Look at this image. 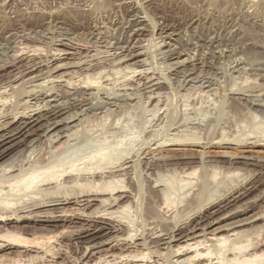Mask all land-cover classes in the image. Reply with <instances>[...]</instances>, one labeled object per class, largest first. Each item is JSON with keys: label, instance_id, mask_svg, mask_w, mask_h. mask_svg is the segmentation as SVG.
Instances as JSON below:
<instances>
[{"label": "rangeland", "instance_id": "374dc122", "mask_svg": "<svg viewBox=\"0 0 264 264\" xmlns=\"http://www.w3.org/2000/svg\"><path fill=\"white\" fill-rule=\"evenodd\" d=\"M0 91V135L24 127L0 144V197L15 201L0 235L15 230L30 244L1 238L0 264H91L105 255L110 264H187L173 253L182 240L160 246L159 234L189 231L188 241L202 240L216 256L231 257L237 243L247 244L245 254L264 251V0H0ZM95 153L112 163L97 165L88 157ZM70 158L83 169H67L62 185L47 180L20 197L9 185ZM107 175L122 182L115 195L101 190ZM92 191L107 203L83 206ZM52 197L83 215H33L34 203ZM100 211L114 213L119 234L86 231ZM238 218L247 224L233 228ZM231 228L240 234L224 247L207 240ZM45 235L47 251L31 246Z\"/></svg>", "mask_w": 264, "mask_h": 264}, {"label": "bare ground", "instance_id": "6f19581e", "mask_svg": "<svg viewBox=\"0 0 264 264\" xmlns=\"http://www.w3.org/2000/svg\"><path fill=\"white\" fill-rule=\"evenodd\" d=\"M131 72H133V71H131ZM134 73H136V72H134ZM98 74V73H97ZM95 75V74H94ZM96 76V75H95ZM88 77V76H87ZM97 77V76H96ZM89 78V77H88ZM92 78V79H91ZM91 78H89L88 80L87 79H85L86 80V82H85V80H84V82L86 83V84H90L91 83V85H93V84H95L96 83V81H97V79H94L93 80V77H91ZM98 78V77H97ZM99 79V78H98ZM93 83V84H92ZM98 84V83H97ZM95 86V85H94ZM90 87V86H89ZM92 87V86H91ZM157 88H158V84H157ZM1 92V91H0ZM1 103V102H0ZM57 124V123H56ZM55 124V126H57ZM26 125V124H25ZM30 125V124H29ZM52 125H54V124H52ZM50 127V126H49ZM56 128V127H55ZM54 128V129H55ZM22 129H24V127H19V129L18 130H16L15 132H4L3 134H1L0 135V144L1 145H3V144H5V143H7L8 141H10V140H13L14 138H16L15 136L19 133L20 135H21V131H22ZM46 130H47V128H46ZM26 131V130H25ZM23 133V132H22ZM19 136V135H18ZM58 136V135H57ZM58 137H60V136H58ZM62 137V136H61ZM58 141V140H57ZM103 150H104V148H102ZM106 149V148H105ZM99 150V149H98ZM98 150H96V151H98ZM1 151V150H0ZM4 151V150H3ZM101 151V150H100ZM100 151H98V152H100ZM97 152V153H98ZM97 153H95V154H97ZM102 154L104 153V154H106V150L103 152H101ZM108 153V152H107ZM2 154V153H1ZM0 154V155H1ZM87 154H89V153H87ZM92 154V153H91ZM91 155V156H88L89 158H90V160H94L95 162H97V158H98V162L100 161L101 162V160H102V158L104 159L105 157H102V156H105V155H102V154H97V155ZM112 154V153H111ZM127 154V153H126ZM108 155V154H107ZM106 155V156H107ZM110 155V154H109ZM109 155L107 156V158L109 157ZM81 156V155H80ZM84 157H85V154L83 155ZM111 156V155H110ZM122 157H123V155H121ZM88 157H86V158H88ZM101 157V158H100ZM120 157V156H119ZM118 157V158H119ZM0 158H2V157H0ZM78 158H80V157H78ZM83 158V157H82ZM88 158V159H89ZM106 158V160L105 161H109V159H107ZM113 158V157H112ZM118 158H117V161H118ZM66 159H68V158H66ZM71 159H74V158H70V161H68V162H62V161H57L56 163H54L53 165H50L49 167L47 166V167H45V169L43 168V169H40L41 171H31V172H29V173H27V174H23V175H21L22 174V172H21V174L19 175V176H16V180H14L15 182L13 183L12 182V184H10L9 183V185L11 186V185H17L19 188H17L15 191H16V193H18V196L20 195L19 194V189H21V191H22V189H23V191L24 190H26V189H30L31 188V191L29 192V193H31V194H36V187L38 186V185H43V182H45V181H47L48 180V182L49 183H52V182H50L51 181V179L53 180V182H55L56 184V187H57V185H62V184H64V183H62V181L60 182V180L62 179H60V177H62V175L63 176H65V174H67L68 175V170L67 169H71L72 167H73V169L74 170H77V169H75V168H77L76 167V161H75V159H74V161H72ZM76 159H77V156H76ZM81 159V158H80ZM79 159V160H80ZM87 159V160H88ZM115 159V158H114ZM114 159H112V161L114 160ZM69 160V159H68ZM85 160V159H84ZM86 160V161H87ZM87 161V162H91V161ZM92 160V161H93ZM159 160V159H158ZM105 161L103 162L102 161V163H105ZM77 162H78V160H77ZM83 162V161H82ZM86 162V163H87ZM94 162V163H95ZM97 162V165H99L100 164V162L98 163ZM110 163L109 164H111L112 162L111 161H109ZM79 163V162H78ZM85 163V162H84ZM84 163H82V164H84ZM86 163H85V165H86ZM115 163V162H114ZM48 164V163H47ZM89 164H92V163H89ZM107 164V163H106ZM40 165V164H39ZM79 165H81L80 163H79ZM93 165L94 164H92V166H90L91 168L93 167ZM96 165V164H95ZM96 165V167L97 168H99V166H97ZM4 166V165H3ZM36 166V165H35ZM34 166V167H35ZM42 166V165H41ZM41 166L39 167V168H41ZM45 165H43V167H44ZM88 166V167H89ZM38 167V166H37ZM75 167V168H74ZM86 167H87V165H86ZM89 167V168H90ZM101 167V166H100ZM103 168L105 167V166H102ZM102 167L100 168V169H102ZM1 168H3L2 166H1ZM31 168V167H30ZM82 168V167H81ZM81 168L79 169L78 168V170H81ZM5 169V168H4ZM4 169H3V171H4ZM29 169V168H28ZM32 170H33V167L31 168ZM31 169H29V170H31ZM34 169H36V168H34ZM73 169H71V170H73ZM83 169V168H82ZM87 169V168H86ZM93 169V168H92ZM198 169V168H197ZM197 169H193V170H191L189 173H187V174H195V172H196V170ZM2 170V169H1ZM0 170V171H1ZM8 169H6L5 170V172L7 171ZM22 170V169H21ZM73 170V171H74ZM78 170H77V172H78ZM20 171V170H19ZM26 171V170H25ZM24 170H23V172H25ZM28 171V170H27ZM83 171V170H82ZM84 171L87 173V171L85 170V168H84ZM98 171H100V170H98ZM64 172H66L65 174H64ZM68 172V173H67ZM75 172V173H74ZM73 172V174H75V176H76V171H74ZM91 172V171H90ZM95 172V171H94ZM3 173V172H2ZM20 173V172H19ZM71 173H72V171H71ZM81 173V172H80ZM83 173V172H82ZM89 173V172H88ZM102 173H103V170H102ZM109 173V172H108ZM118 173V172H117ZM6 174V173H5ZM18 174V173H17ZM73 174H71V175H73ZM92 174V173H91ZM95 174V173H94ZM97 174H98V172H97ZM106 174V173H105ZM113 174H115V172L113 173ZM14 175V174H13ZM69 175H70V173H69ZM80 175V174H79ZM117 175V174H116ZM4 176V175H3ZM78 176V175H77ZM81 176V175H80ZM85 176V175H84ZM107 176H109V175H107ZM194 176V175H193ZM17 177H19L18 179H17ZM99 177H100V175H99ZM101 177H103L102 175H101ZM105 177H106V175H105ZM110 178H111V180L110 181H108V182H105L106 181V179L103 181V183L104 184H102L101 183V181H99V180H97L96 182L97 183H99L100 182V184L99 185H102V188H101V190H108L110 193L112 192L113 193V191L114 190H117L116 188L118 187L117 186V182L119 181V182H121L119 179L118 180H114L113 179V177H114V175L112 176V175H110L109 176ZM195 177V176H194ZM8 178V177H7ZM12 178V177H11ZM11 178H8V179H11ZM14 179H15V176L13 177ZM13 178L11 179V180H13ZM64 178V177H63ZM68 178H70V177H68ZM68 178H67V180H68ZM72 178V179H71ZM70 179H69V181H74V183L73 184H76L78 181H76V177H71ZM93 178H94V176H93ZM98 178V177H97ZM97 178H94V179H97ZM115 178H117V177H115ZM8 179H6V180H8ZM60 179V180H59ZM79 179V178H78ZM85 179H89V178H87V177H85ZM91 179H92V177H91ZM100 179H102V178H100ZM81 180V182H83L82 181V179H80ZM86 180V181H87ZM122 180V179H121ZM65 181V180H64ZM72 181H71V185H73L72 184ZM86 181L84 182V183H86ZM99 181V182H98ZM2 182L3 181H1L0 183L2 184ZM5 182V181H4ZM9 182V181H8ZM8 182H6V184H8ZM88 183H86V184H90L91 182H93V184L92 185H94L95 186V184H94V181H91V180H89V181H87ZM48 183V184H49ZM84 183H82V184H84ZM96 183V184H97ZM122 183V182H121ZM189 183V182H188ZM4 184L5 183H3L2 185L4 186ZM44 184H46L47 185V183L45 182ZM69 184V183H68ZM78 185H79V183H77ZM76 184V185H77ZM81 184V183H80ZM81 184V185H82ZM115 184H116V186H115ZM1 185V186H2ZM9 185H7L8 187H9ZM22 187H20V186ZM91 185V184H90ZM123 185V184H122ZM122 185H120L119 187H121ZM75 186V185H74ZM83 186V185H82ZM85 186V185H84ZM55 187V186H54ZM89 187V186H88ZM59 188V187H58ZM93 188H96V187H93ZM2 189V188H1ZM0 189V190H1ZM38 189V188H37ZM46 191L48 190L47 188L45 189ZM94 190V189H93ZM11 191V190H10ZM14 190H13V192H15ZM18 191V192H17ZM27 191V190H26ZM26 191H25V193H23V196L26 194ZM29 191V190H28ZM38 191V190H37ZM44 191V190H43ZM53 191V190H52ZM51 191V192H52ZM100 191V190H99ZM99 191H97L98 193L97 194H103V192H99ZM120 191V190H119ZM1 193H3V191H0ZM7 192V191H6ZM48 192V191H47ZM62 192V191H61ZM66 192V191H65ZM89 192V191H88ZM93 192V191H92ZM105 192V191H104ZM115 192V191H114ZM21 194H22V192H20ZM42 193V192H41ZM50 193V192H49ZM57 193V192H56ZM94 193V192H93ZM4 194V193H3ZM8 194H9V192H8ZM43 194V193H42ZM41 194V195H42ZM51 194V193H50ZM54 194V193H53ZM66 194V193H65ZM88 194V193H87ZM89 194H91V192H89ZM88 194V195H89ZM96 193H94L93 195L94 196H92V198H90V199H87V200H85V198L84 199H82V200H84L85 202L84 203H82V205L83 206H85L86 208H88V207H91L92 205H94V203L95 202H99L100 203V206H101V204H106L107 203V200L106 199H104V198H102V197H99V196H97V195H95ZM101 194V195H102ZM114 194V193H113ZM1 195V194H0ZM14 195H16V197L15 198H17L18 196H17V194H14ZM32 195V196H33ZM38 196L37 197H39L40 195L39 194H37ZM43 195H45V194H43ZM58 195V194H57ZM61 195V194H60ZM104 195V194H103ZM115 195V194H114ZM2 196V195H1ZM4 196V195H3ZM5 196H7V193H6V195ZM8 196H11V198H12V193L11 194H9ZM62 196V195H61ZM13 197V198H14ZM20 197V196H19ZM41 197V196H40ZM60 197V196H59ZM122 197V196H121ZM9 198V197H8ZM7 197H0V204L1 205H3L2 207H0V209L2 210L3 208V210L5 211V212H1L0 213V220H2V218L5 216V220H7L8 218H6V216L7 215H5V214H7V212H8V208L9 207H11L12 206V204L13 203H15V201L11 204V202H12V200L13 199H8ZM14 198V199H15ZM31 198V197H30ZM53 198V197H52ZM98 198H100V199H98ZM115 198V197H114ZM164 198V197H163ZM37 199H39V198H37ZM44 199V198H43ZM129 199V198H128ZM169 199H170V197H168V201H169ZM16 200V199H15ZM45 200V199H44ZM48 200V199H47ZM43 201V200H39V201H37V203H34L33 205L34 206H36V207H34V210L36 211V212H34L35 214H33V215H37L36 213H39V212H41V213H43V216H41V217H44L45 219H43V220H45V221H56V219L58 218V217H61V216H65V215H74L77 211H80V208H71V207H69L70 206V202H68V198L67 199H54L53 198V200H50V201ZM117 200V199H116ZM172 199H170V201H171ZM112 201H115V199H113ZM120 201V200H119ZM125 201V200H124ZM167 201V202H168ZM79 202V201H78ZM164 202V209H165V207H167L168 208V204H167V202H166V200L165 201H163ZM172 202V201H171ZM120 203V202H119ZM96 204V203H95ZM110 204V203H109ZM113 204V203H112ZM118 204V203H117ZM171 204V203H170ZM173 204V203H172ZM79 205V204H78ZM126 205V204H125ZM229 205V204H228ZM32 205L30 204V207H31ZM103 206V205H102ZM172 206H174V205H172ZM178 206V205H177ZM29 207V206H28ZM85 207H83V208H85ZM113 207V206H112ZM161 207V206H160ZM14 208V207H13ZM13 208H11L12 210H13ZM51 208H55L57 211H53V212H51V211H47L48 209L50 210ZM125 208H127V207H125ZM167 208H166V210H167ZM108 209V208H107ZM124 209V208H123ZM163 209V210H164ZM170 209V208H169ZM100 210V209H99ZM103 210H104V208H103ZM121 210H122V208H121ZM120 210V211H121ZM177 210V209H176ZM215 210V209H214ZM14 211H16V210H14ZM13 211V212H14ZM92 211V210H91ZM170 211V210H169ZM185 211V210H184ZM217 211H219V210H217ZM216 211V212H217ZM87 212V211H86ZM101 212V211H100ZM112 212V211H111ZM111 212H109V213H107V214H104V213H106V212H101V213H103V215H100L99 214V212H98V215L97 216H95V218H99V220H93V219H91V217H89L88 216V218H90L89 220H87L88 222H90L91 224H89L88 225V228H87V230L86 231H88V232H91V234L93 233V232H95V231H98V232H101V233H103V235L104 234H110V233H112V234H119L121 231H122V226H121V224H119V223H117L116 221H114L113 220V215H114V213H111ZM119 212V211H118ZM190 212V211H189ZM30 213V212H29ZM32 213V212H31ZM55 213V214H54ZM71 213H74V214H71ZM79 213H82L81 211L79 212ZM121 213V212H120ZM181 213V212H180ZM220 213V212H219ZM254 213V212H253ZM253 213H252V215H253ZM13 214V213H12ZM77 214V213H76ZM85 214V213H84ZM97 214V213H96ZM113 214V215H112ZM122 214V213H121ZM184 214V213H183ZM213 214H215L214 212H213ZM41 214H39L38 216H40ZM80 215V214H79ZM81 215H83V213L81 214ZM93 215V214H92ZM95 215V214H94ZM105 215H107V217L105 216ZM108 215H111V217H112V219H111V217H109ZM119 215V214H118ZM174 215V214H173ZM181 215V214H180ZM251 215V216H252ZM255 215V214H254ZM13 216V215H12ZM12 216H10L11 218H12ZM34 216V217H35ZM86 215H84V217H85ZM176 216V215H175ZM66 217V216H65ZM73 217V216H72ZM226 217H228V216H226ZM226 217H224V218H226ZM10 218V219H11ZM62 218V217H61ZM119 218V217H118ZM224 218H222V219H224ZM246 218V217H245ZM18 219V218H17ZM28 219V218H27ZM117 219V218H116ZM250 219V218H249ZM257 219V218H256ZM41 220V219H40ZM58 220V219H57ZM61 220V219H60ZM4 221V220H3ZM214 221V220H213ZM234 221V220H233ZM243 221H247V219H239L238 218V220H236V221H234L233 222V224L232 225H234L235 224V226L233 227V228H235V227H239V226H242V225H244V224H247V223H243V224H239V225H237L238 223H241V222H243ZM95 222V223H94ZM251 222V221H250ZM92 223H94V224H96V225H93ZM129 224V223H128ZM227 225V224H226ZM225 225V226H226ZM17 227V226H16ZM87 227V226H86ZM219 227V226H218ZM221 227V226H220ZM4 228V227H3ZM5 229H6V227H5ZM7 229H9L8 227H7ZM6 229V230H7ZM224 229V228H223ZM222 229V230H223ZM10 230V229H9ZM5 231L3 234H1L0 235V239L1 238H5L6 240H5V242H10L12 245L14 244V245H19V246H21L22 248L24 247L25 248V250H26V246H30V244L29 245H27L26 244V238L25 237H23V236H20V235H18L17 233H16V231L14 230L13 232H10V231ZM36 230V229H35ZM38 230V229H37ZM221 231V230H220ZM180 232H181V230H180ZM230 232V233H229ZM229 234L228 235H222V234H216V233H211L212 235L209 237V238H207V240L209 239L210 241H212V242H214V244L216 243V245H218L219 247H221V246H223L224 247V244L226 245L227 243V240L229 239L230 240V238H228L230 235H232V236H234V235H237V234H240V232H235V230L234 229H232L231 228V230L229 229ZM189 233H191V234H184V235H180V236H178V238H176V236L179 234V233H175L174 235H169V236H167L166 234H163L162 233V235H160L159 234V237L160 236H163L161 239H160V246L162 245V244H170L172 241L174 242V241H180V240H182V242L183 243H178L177 245H176V249H175V251H173V253H174V256H176L178 259L179 258H182L179 262H187V264H226L225 262L227 261L228 262V264H258L257 263V261H256V259L258 260V262H260L259 264H261V261H262V259L260 258V257H262V256H264V251H262L261 253L259 252V254L258 253H255L254 251L251 253H244L245 251V249H248V248H246V245L245 246H243L242 244L241 245H238L237 246V242H239V241H237V242H235V243H237L236 245L235 244H233L234 246L232 247V246H229L230 248H231V250L233 251L232 252V256L231 257H224V254H226V253H224L223 254V256H222V253H217L218 251L217 250H215V252L214 253H217V256L216 255H214L213 254V252H212V250H210L208 247L206 248V246H202V244H203V242H202V240H195V241H188L190 238H188L190 235H192V236H190L191 237V240L194 238L193 237V232L191 231H189ZM233 233H235V234H233ZM256 233V232H255ZM197 234V233H196ZM243 234H245V233H243ZM131 234L129 233V236H130ZM46 236V235H45ZM49 236V235H48ZM86 236V235H85ZM124 236V235H123ZM197 236V235H196ZM241 236V235H240ZM23 237V238H22ZM115 237V239H118L117 237V235H115L114 236ZM131 237V236H130ZM193 237V238H192ZM207 237V236H206ZM236 237V236H235ZM245 237H246V235H245ZM26 240H25V239ZM35 238H36V236H35ZM125 238V237H124ZM154 238V237H153ZM185 238V239H184ZM239 238V237H238ZM109 239H111V238H109ZM113 239V238H112ZM131 239V238H130ZM236 238H234V240H235ZM2 240H4V239H2ZM114 240V239H113ZM126 240V239H125ZM194 240V239H193ZM229 240H228V242H229ZM1 241V240H0ZM51 239H50V237H43V238H39V239H37L36 238V240L34 239L33 240V242H31V246H35V247H37V249L38 248H40L41 250L42 249H45L46 248V246H48L49 244V242L51 243ZM109 241V240H108ZM112 241V240H111ZM116 241V240H115ZM118 241H119V239H118ZM118 241H116L117 243H118ZM151 241V240H150ZM232 241V240H231ZM120 242V241H119ZM172 242V243H173ZM233 242V241H232ZM231 242V243H232ZM110 242H103L102 243V245H100V246H97V248L98 249H96V251L95 252H92V254L94 253H98L99 251H100V248L102 247V246H105V245H108ZM113 243H115V242H113ZM116 243V244H117ZM135 243V242H134ZM154 243V242H153ZM250 243V242H249ZM261 243V242H260ZM0 244H2V243H0ZM4 244V243H3ZM2 244V245H3ZM7 244V243H6ZM119 244V243H118ZM127 244V243H126ZM131 244V243H130ZM176 244V243H175ZM208 244V243H207ZM213 244V246H215ZM251 244V243H250ZM11 245V246H12ZM111 245V244H110ZM115 245V244H114ZM129 245V244H128ZM205 245V244H204ZM5 246V245H4ZM96 246V245H95ZM130 246V245H129ZM10 247V246H9ZM8 247V248H9ZM34 247V248H35ZM50 246H48V248H49ZM53 247V246H52ZM51 247V248H52ZM91 247V246H90ZM114 247V246H113ZM148 247V246H147ZM227 246H225V248H226ZM249 247V246H248ZM258 247V246H257ZM119 248V247H118ZM117 248V249H118ZM153 248V247H152ZM107 249H108V247H107ZM121 249V248H120ZM125 249V248H124ZM157 249V248H156ZM171 249V248H170ZM215 249H217L216 247H215ZM244 249V250H243ZM29 250V249H28ZM31 250V249H30ZM46 251H47V249H45ZM102 250H104V249H102ZM101 250V251H102ZM109 250V249H108ZM107 250V251H108ZM112 250V249H111ZM136 250V249H135ZM218 250H219V248H218ZM221 251H223V249H220ZM225 250V249H224ZM228 249H226L225 250V252L227 251ZM236 250H239V254H240V256L239 255H237L238 253H234V251L236 252ZM23 251H24V249H23ZM22 251V252H23ZM44 251V250H43ZM45 251V252H46ZM50 251V250H49ZM143 251V250H142ZM172 251V250H171ZM214 251V250H213ZM248 251V250H247ZM250 251V250H249ZM42 252V251H41ZM87 252V251H86ZM111 252V251H110ZM159 252V251H158ZM229 252V251H228ZM231 252V251H230ZM229 252V253H230ZM238 252V251H237ZM243 252V253H242ZM21 253V252H20ZM25 253V252H24ZM109 253V252H108ZM137 253V252H136ZM234 253V254H233ZM241 253H242V255H241ZM83 254V253H82ZM91 254V255H92ZM104 254H105V252H104ZM117 254V253H116ZM119 255L116 257V256H113L112 254H110V255H112V258L113 257H116L117 259H120V261L122 260V259H125L126 258V256L125 255H123V253L121 252V250H120V253H118ZM138 254H141V253H138ZM146 254V253H145ZM144 254V255H145ZM16 255V254H15ZM22 255V254H21ZM88 255V254H87ZM114 255H115V253H114ZM141 255H143V253L141 254ZM229 255V254H228ZM28 256V255H27ZM106 256V255H105ZM104 256V258L102 257H98L96 260H92L91 261V264H110V262L111 261H109L108 259H106V257L107 256H109V255H107L106 257ZM215 256V257H214ZM8 257H11V256H8ZM31 257V256H30ZM37 257V256H36ZM43 257V256H42ZM129 257H131V258H129ZM138 257H141V256H139V255H130V256H128V258L129 259H131V262H137V261H140V260H145V256H142V257H144V259L143 258H141L140 260H138ZM148 258V257H147ZM260 258V259H259ZM262 258H264V257H262ZM20 259V258H19ZM31 259V258H30ZM114 259L115 258H113L112 260L114 261ZM116 259V260H117ZM25 260V259H24ZM32 260V259H31ZM151 260V259H150ZM259 260H261V261H259ZM112 261V262H113ZM152 261V260H151ZM14 262L16 263V264H21L20 263V261H18V258L17 259H15L14 260ZM124 262V261H123ZM256 262V263H255ZM264 262V261H263ZM117 263V262H116ZM119 263V262H118ZM121 263V262H120ZM11 264V263H10ZM23 264V263H22ZM30 264V263H29ZM43 264V263H42ZM129 264V263H128ZM132 264H136V263H132ZM262 264H264V263H262Z\"/></svg>", "mask_w": 264, "mask_h": 264}]
</instances>
